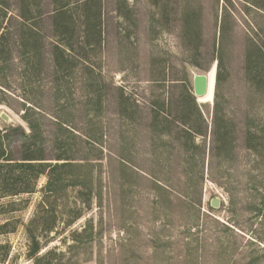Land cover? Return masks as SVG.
<instances>
[{
    "label": "rangeland",
    "instance_id": "374dc122",
    "mask_svg": "<svg viewBox=\"0 0 264 264\" xmlns=\"http://www.w3.org/2000/svg\"><path fill=\"white\" fill-rule=\"evenodd\" d=\"M82 1L0 0L5 156L72 163L0 197V264H264V0Z\"/></svg>",
    "mask_w": 264,
    "mask_h": 264
},
{
    "label": "trees",
    "instance_id": "16d2710c",
    "mask_svg": "<svg viewBox=\"0 0 264 264\" xmlns=\"http://www.w3.org/2000/svg\"><path fill=\"white\" fill-rule=\"evenodd\" d=\"M25 1V0H23ZM91 0H83L80 4L81 6L87 7ZM27 9V7H26ZM28 11V10H27ZM65 5L58 4L56 8L53 10L51 14L52 18V26L55 33L56 40L53 42V60H54V68L55 70H61L62 67V58H63V49L61 48V43L63 39H58L61 31V27L65 26V13H66ZM19 17L22 19V25L29 27L28 22L31 20V17H28L26 13L20 12ZM79 18L83 19L85 23L87 16L85 13L79 15ZM62 34V33H61ZM20 39L24 42L28 40V36L25 34L20 35ZM4 40L5 33L0 34V60L2 61L1 53H5L4 51ZM24 44V43H23ZM28 49L24 47L23 54L26 55ZM3 56V55H2ZM3 63V62H1ZM6 63V61L4 62ZM29 107H25L24 113L22 115V119L26 122L27 127L31 133V135L25 134L24 129L21 126L18 127H9L12 130L20 131V133L24 136L25 139L33 137L38 131H36V127L33 124L32 119L29 117ZM1 133V129H0ZM34 158H31L29 155H26L24 158L19 160L16 159H8L5 156L4 150L2 149V143L0 141V197L2 196H16L22 193H30L33 192L36 188L37 179L40 175L45 174L47 176V183L45 188L47 191L55 190V189H63L67 185L69 181H65L66 178L63 177L61 173L62 171L55 172L62 168L63 166H71L72 163L66 162L62 165L51 164L42 161H34ZM72 180V179H71ZM70 180V181H71ZM13 203H11L12 205ZM38 246L34 243V246L29 251L31 257H34L35 264H41L42 257L37 256Z\"/></svg>",
    "mask_w": 264,
    "mask_h": 264
},
{
    "label": "water",
    "instance_id": "95a60500",
    "mask_svg": "<svg viewBox=\"0 0 264 264\" xmlns=\"http://www.w3.org/2000/svg\"><path fill=\"white\" fill-rule=\"evenodd\" d=\"M209 83V76L207 74H193L192 85H193V93L198 98L201 95H204L207 92ZM1 119L5 122H9V116L1 112L0 113ZM211 206L218 207L219 206V198L215 197L210 201Z\"/></svg>",
    "mask_w": 264,
    "mask_h": 264
},
{
    "label": "bare ground",
    "instance_id": "6f19581e",
    "mask_svg": "<svg viewBox=\"0 0 264 264\" xmlns=\"http://www.w3.org/2000/svg\"><path fill=\"white\" fill-rule=\"evenodd\" d=\"M211 80H210V78H209V83H208V89H207V92L204 94V95H201V96H199V97H203V96H207V95H210V88H211Z\"/></svg>",
    "mask_w": 264,
    "mask_h": 264
}]
</instances>
